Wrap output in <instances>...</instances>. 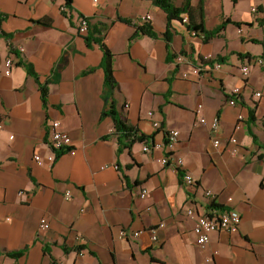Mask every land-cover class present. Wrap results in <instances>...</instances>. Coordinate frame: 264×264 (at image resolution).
Wrapping results in <instances>:
<instances>
[{
    "label": "crops",
    "instance_id": "1",
    "mask_svg": "<svg viewBox=\"0 0 264 264\" xmlns=\"http://www.w3.org/2000/svg\"><path fill=\"white\" fill-rule=\"evenodd\" d=\"M65 2L0 0V263L264 264V63L253 61L264 59V46L253 41L264 42V0H190L208 30L230 20L209 41L188 29L189 15L168 22L151 0H72L70 12L61 10ZM147 15L155 36H134ZM81 16L86 33L78 29ZM88 37L103 38L114 53L117 108L147 137L130 150L119 151L114 121L102 117L104 54ZM210 55L223 57L220 68L205 60ZM7 58L14 62L9 75ZM40 83L48 87L46 104ZM52 120L68 131L76 152L39 165L34 155L49 154ZM170 130L179 131L171 150ZM169 151L183 158L182 168L161 162ZM184 171L193 187L183 183ZM141 187L151 197H141ZM214 204L238 210L242 222L236 232L213 231L202 248L186 208ZM161 222L154 240L152 228Z\"/></svg>",
    "mask_w": 264,
    "mask_h": 264
},
{
    "label": "built area",
    "instance_id": "2",
    "mask_svg": "<svg viewBox=\"0 0 264 264\" xmlns=\"http://www.w3.org/2000/svg\"><path fill=\"white\" fill-rule=\"evenodd\" d=\"M61 10L66 11V12L72 11V9L67 5L66 2L61 6ZM253 11H256V7L253 8ZM150 18L151 16L147 15L144 18V20L148 22ZM183 21L184 22L187 21V17H184ZM88 28H89L88 18L86 16H81L79 20V26H78L79 32L86 33L88 31ZM192 34L195 35V32H192ZM209 59H211V55L209 56ZM176 61L178 63L184 62L185 57L183 56V54H178L176 56ZM253 61L254 63H264V59L262 57H257ZM13 64L14 62L11 58H7L5 60V71L4 72L7 75L11 73V68ZM221 66H222L221 61H216L211 64V67L213 68H220ZM251 67H252L251 62L250 63L248 62L247 64L241 67V70L244 76H247L250 73ZM198 69L200 71L202 67H198ZM183 75L187 76V72H184ZM238 92H239L238 87L233 88L232 93L234 95L237 94ZM256 94L260 95L261 93L257 92ZM230 103L234 104L235 100L233 98L230 99ZM201 108H202V104H199L197 112H200ZM148 113L149 115H151L152 111ZM239 118L241 119L242 116L239 115ZM262 120L264 122V116ZM199 121L201 123H206V118L202 116L199 118ZM218 123H219V118L215 116L212 119L211 128L213 130H216L218 128ZM154 125L158 126L159 123L154 122ZM0 129H2L1 124H0ZM13 136L14 135H10V138H13ZM48 136H49L48 146L50 148L49 154L46 157H42L39 154L34 155V159L39 165H44L47 163L52 165L57 159V157L61 155L63 152H65L66 150L72 154H75L76 149L71 146V142H72L71 136L68 133V131L62 127V124L59 120H52L49 123ZM166 138L167 139H166L165 146L170 150L173 149L178 141L179 131L178 130L167 131ZM229 141L233 144L238 143V140L235 136H232L229 139ZM214 144L218 146L220 144V140L215 139ZM155 147L156 148L160 147V144H157ZM143 150L147 151V150H150V148L149 146L144 145ZM161 162L164 165H172L176 169H180L184 165L183 158L174 156L170 151L168 154L164 155L161 158ZM182 178H183V183L186 185V187H189V186L193 187L196 183L195 178L188 171L183 172ZM20 193H23V192H20ZM205 194L212 195V192L210 190H207L205 191ZM69 195H70L69 192H67V196ZM139 195L144 198V197H151L152 194L148 189L141 187L139 190ZM229 200H232V198L230 197ZM186 214L187 216L194 219L193 231L196 236V243L202 248L205 247L206 244L209 242L210 234L213 231L223 230L229 233L236 232L240 229V225L242 222V215L238 210L234 208H219L214 205H211L202 211H198L194 207H187ZM164 225L165 223L161 222L158 224V226L152 228L154 240H157V234H156L157 230L159 228L164 227ZM49 226H50L49 222L45 218H42L40 221V227L42 229H47ZM120 234L123 237L127 236L124 230H122ZM138 234H139L138 231L133 232L134 236H137ZM217 253H218V250H215L214 254H217ZM9 264H17V263L15 261H12ZM56 264H66V263L64 261H58Z\"/></svg>",
    "mask_w": 264,
    "mask_h": 264
},
{
    "label": "trees",
    "instance_id": "3",
    "mask_svg": "<svg viewBox=\"0 0 264 264\" xmlns=\"http://www.w3.org/2000/svg\"><path fill=\"white\" fill-rule=\"evenodd\" d=\"M154 4L161 7L167 14L168 22L173 19L183 20L181 17L182 14L186 13L189 15L188 17V29L192 32H195V35H202L204 41H209L216 35L220 34L225 28L226 24L230 22V20H225L219 26L212 30H208L204 24V17L201 14L199 20H196L193 17V8L191 6L190 0H185L182 6H176L172 0H151ZM203 2V1H202ZM202 2L200 3V10L203 11ZM66 3L69 7H71L72 0H66ZM1 15V14H0ZM0 16V21H1ZM129 24H134L133 20H126ZM39 23L46 24L47 22L39 20ZM238 25L240 23L237 22ZM140 33L149 34L151 36H155V33L149 22H144L141 25L136 26V31L133 33L134 36H137ZM166 37L169 41V32L166 33ZM88 41H94L99 44L101 50L103 51V61L102 67L104 69V101L105 107L102 112V117L110 116L114 121V131L118 134V143H119V151L121 152L123 149H131L132 145L137 141H145L147 137L143 134H139V131L134 126L129 125L124 119L123 111L117 108V102L115 99V91L118 86L116 78L114 76V53L110 50V48L105 44L103 38H87ZM256 43H260L264 46V42L260 40H253ZM183 54V53H181ZM241 57H251L250 54H242L238 53ZM217 61H222L223 57H216ZM209 63H213L211 59H205ZM26 67L28 68V72L38 81V76L34 67L31 63H27ZM40 90L42 94L43 102L47 103V95H48V87L46 84L40 83ZM214 206H216L214 204ZM217 207V206H216ZM21 252H10V255L13 257L19 256Z\"/></svg>",
    "mask_w": 264,
    "mask_h": 264
}]
</instances>
